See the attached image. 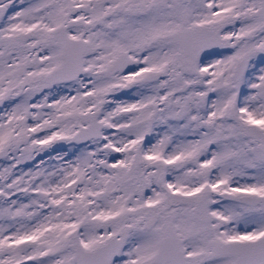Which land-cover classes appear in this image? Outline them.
Instances as JSON below:
<instances>
[{"label":"snow or ice","instance_id":"1","mask_svg":"<svg viewBox=\"0 0 264 264\" xmlns=\"http://www.w3.org/2000/svg\"><path fill=\"white\" fill-rule=\"evenodd\" d=\"M0 264H264V0H0Z\"/></svg>","mask_w":264,"mask_h":264}]
</instances>
